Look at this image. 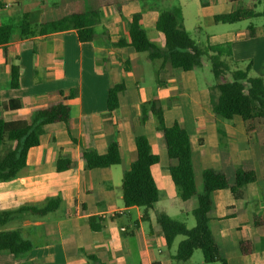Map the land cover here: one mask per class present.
Returning <instances> with one entry per match:
<instances>
[{"label": "crops", "instance_id": "crops-1", "mask_svg": "<svg viewBox=\"0 0 264 264\" xmlns=\"http://www.w3.org/2000/svg\"><path fill=\"white\" fill-rule=\"evenodd\" d=\"M57 1L41 2L40 10H36L34 0H0V26L19 24L24 13H28L29 22L34 16L38 24L44 10ZM198 1L200 9L211 18L236 7L228 0ZM126 5L121 3L120 10L115 5L102 9L92 41L78 42L70 29L29 37L14 34L5 49L0 45V118H22L33 110L37 101L59 91L67 96L74 90V95L66 100L70 107L68 125L61 122L45 125V140L39 137V144L29 148L26 165L18 175L9 181H0V212L23 205L41 206L48 198H61L59 206L44 216L24 211L0 224V230L18 229L32 244L28 252L19 256L1 253L0 264H90L87 254H94L103 264L173 263L170 257L173 253L162 254L160 248L164 241L156 221L157 213L150 212L155 205L147 211L148 219L143 220V208L124 206L121 196L122 175L134 158V138L143 134L151 151L159 157L158 163L151 167L158 188L157 202L183 201L170 178L169 158L147 105L152 98L161 101L166 124L177 121L186 129L192 167L194 161H215L219 171L225 161H230L234 167L244 163L255 171V180L247 185L252 194L251 191L244 194V187L237 196L226 189L213 191L214 218L209 223L214 226L218 239L213 236L228 264H264V229L256 226L253 219L258 216L264 222V145L255 144L245 133L239 116L224 119L212 111L211 97L217 95L213 89L215 82L198 89L195 76L190 74L192 70L177 72L166 62L150 61L144 53L155 75L153 88H142L139 82L128 80L125 74L139 67L134 50L116 46L114 42L118 38L127 39L131 14L141 13L140 24L148 29L152 38L146 33L151 42L161 47L164 40L162 33L154 28L159 12L152 3L140 1L138 10L126 18L124 27L121 18ZM245 31H229L219 41L231 43L235 60L251 59L262 50L252 48L257 30L249 38L244 37ZM13 64L19 67L15 88L10 86ZM255 66L256 63L253 68ZM118 83H123L125 89L118 95L117 108L109 111L107 92ZM9 100L17 105L11 106ZM111 140L118 143L120 162L105 168H87L83 149L104 153ZM228 142L234 144L228 145ZM220 144L224 150L217 152ZM226 145L231 147V155L225 154ZM58 158L72 160L73 167L57 171ZM120 165L121 168H117ZM195 205L191 203V211ZM179 210L182 212L181 208ZM91 218L94 229L90 226ZM245 229H249L251 235H245ZM242 239L250 242L246 254L239 249Z\"/></svg>", "mask_w": 264, "mask_h": 264}, {"label": "trees", "instance_id": "trees-1", "mask_svg": "<svg viewBox=\"0 0 264 264\" xmlns=\"http://www.w3.org/2000/svg\"><path fill=\"white\" fill-rule=\"evenodd\" d=\"M228 1L236 4L235 9L214 15L213 22L235 23L251 17H264V0ZM261 2L262 9L256 11V5ZM110 5H115L120 10L121 2L58 0L44 10L40 22L35 26L29 22L28 13L22 14L19 24L1 25L0 45L5 49L14 34L29 37L70 29L74 31L78 42L92 41L100 24L102 9ZM141 17L140 12H133L128 20L127 39L118 38L114 44L131 47L135 52L145 53L150 61L158 59L183 71L200 67L202 59H207L215 79L213 89L217 90L216 97H211L212 111L224 119L239 116L245 133L254 140L255 144L264 145V77L251 73V61H248L244 67L238 66V62L233 60L229 41L210 44L207 38L205 45L196 43L179 21L180 15L169 9L161 10L154 22V28L163 35V46L160 47L148 38L140 24ZM254 35V27L248 25L244 37L249 38ZM18 76L19 67L11 65L12 88L18 86ZM124 89L123 83L109 87L107 92L109 111L117 108L118 95ZM72 95L74 90H71L67 96L59 91L37 101L33 110L22 118L10 120L0 118V151L6 141L14 142L13 147L7 148L0 154V181H9L18 175L26 165L29 148L39 144L40 132L45 125L56 122L68 125L70 107L66 100ZM8 103L11 106L17 105L14 100H9ZM147 105L155 118V129L169 158L170 178L178 188L180 198L183 201L192 197L196 199V205L191 211L195 222L192 227H187L184 222L172 219L165 213L156 215L167 248L171 247L176 236L183 237L178 242L175 253L170 256L171 259L186 261L195 249H199L204 262L228 264L222 255L219 242L209 228V221L214 218L212 194L217 189H226L232 196H237L241 188L255 180V171L247 168L244 163L234 167L230 161H225L222 170H203L201 191L197 192L191 161V144L186 129L177 121L169 125L165 123L164 108L159 99L152 98ZM134 142V158L122 175L121 196L124 206L142 207L144 210L142 219L146 220L147 211L158 199V188L151 167L158 163L159 157L151 151L145 135H136ZM82 156L87 168H105L120 162L119 146L115 140L108 143L104 153L83 149ZM73 165V161L67 158H58L55 163L57 171L69 169ZM60 202V197H51L41 206L23 205L15 210L2 211L0 224L24 211L36 216H44L54 211ZM253 219L256 226L264 229V222L260 217L254 216ZM89 221L91 228L94 229L92 218ZM249 243L245 239L239 241L238 245L242 253L249 252ZM31 247V242L23 238L18 229L0 230V254L19 256L28 252ZM86 258L90 264H103L94 254H87ZM151 264H160V262L154 261Z\"/></svg>", "mask_w": 264, "mask_h": 264}, {"label": "rangeland", "instance_id": "rangeland-1", "mask_svg": "<svg viewBox=\"0 0 264 264\" xmlns=\"http://www.w3.org/2000/svg\"><path fill=\"white\" fill-rule=\"evenodd\" d=\"M45 1H49V0H34L35 9L40 10L41 2H45ZM118 1L121 3L127 4L122 10L124 15H122L121 23H122V26H124L126 18L129 17V15L133 11L138 10V7H139L138 4H140V1L138 0H118ZM165 1L166 0L164 1L163 0H147L148 3H152V5H154L157 8L158 12L164 9H169V10L175 11L177 15H180V20L179 18L178 20L181 22L183 27L189 33L190 37L196 43L200 45L207 44V38L210 44L217 43L219 41H222L225 35L227 34V32L229 31H232V30L236 31L240 29L245 30L248 25L254 26L255 30H257V33H256L257 38L254 41V45L252 48L256 49L257 47H261L262 50H259L256 56L252 57L251 59L235 60L233 58V60L237 61L238 66L240 67H244L248 61H251L252 63L251 73L254 75H259V76L264 77V42H263L264 41V17L263 16L251 17V18L243 19L235 23H220V22L215 23L213 22L212 18L209 16L207 12H204L200 9V3L198 0H168L167 2L168 4H166ZM261 9H262V2L258 3L255 7L256 11H260ZM30 22L32 26H35L38 20H36L34 16H31ZM106 22L110 23L108 20H106ZM144 29L146 30L148 34H150L146 27H144ZM150 37H151V34H150ZM113 47H116V46H113ZM133 52H134L133 54L135 55V58L137 60L139 67L125 75L127 76L128 80H133V83L139 82L142 88L149 86L152 89L154 85L153 80L155 78V75H154L151 63L145 59L144 53H138L135 51ZM255 63H256V66L255 68H253V64ZM175 70H177V72H184L183 70L179 68H176ZM185 74H188V73H185ZM190 74H193L195 76V80H196L195 82L197 84L198 89L206 87V85H208L209 83L215 82V79L210 69L209 62L205 58L202 59V65L200 67L193 68L192 73ZM133 83H132V87L134 88ZM0 95H1V90H0ZM212 96H215V94H213ZM177 102L180 103L179 98ZM178 108H181V105H179ZM202 123L203 121L200 120L199 124H202ZM200 132L203 133L202 129ZM40 135H41L40 137L44 141L46 137L44 128H42ZM219 138L221 140L223 139L221 136ZM234 142H228L227 144L232 145L234 144ZM4 145L1 146L0 154H2L7 148L13 147L14 142L6 141ZM228 145L225 146V149L227 150V153L225 152V154L231 155V147H229ZM222 147L223 145L220 144V146L216 148V151L219 152V150L221 151L224 150V148ZM206 148H208V146ZM194 154H195V151H194ZM262 154L264 155V147L262 148ZM204 167L217 170L218 163L215 161H208L206 163H202V162L197 163L196 161L193 162V171H194V178H195V185H196L197 192L201 191L202 172L205 169ZM117 168H121V165L119 167L117 166ZM249 188H250L249 186H246L244 187V189H242V191H244V194L249 193L251 191ZM250 194H252V191L250 192ZM159 196H162V195L160 194ZM192 202H194V205H195L194 198L186 202L179 201V200L172 201V202H161V201L157 202L156 201L154 203L155 205L154 208L151 209L150 212H153V213L155 212L157 214L160 212L161 213L164 212L172 219L182 221L187 225V227H192L194 226V223H195L194 218L191 214V210H190V205ZM118 205L121 206L122 202L120 201ZM180 208L182 209V212L179 210ZM120 221L121 223H123L124 217L122 218L121 216ZM146 225L148 226L147 223ZM209 226H210V229L213 235H215L214 226L211 222L209 223ZM248 232H249V229H245L244 231L245 235H248L250 233ZM182 238L183 237L181 235L176 236L170 248H167L166 245L162 243L160 245V248L163 251L162 254L163 253L164 254L175 253L177 244ZM222 255L225 257V253L223 252V249H222ZM230 263H233L232 260ZM172 264H219V263L218 262H212V263L204 262L201 250L195 249L191 257L188 260L186 261L174 260Z\"/></svg>", "mask_w": 264, "mask_h": 264}]
</instances>
